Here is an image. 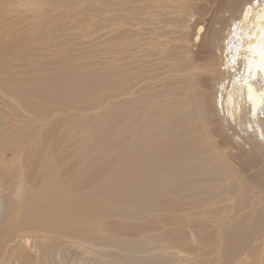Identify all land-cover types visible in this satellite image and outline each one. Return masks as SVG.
<instances>
[{
  "label": "bare ground",
  "instance_id": "bare-ground-1",
  "mask_svg": "<svg viewBox=\"0 0 264 264\" xmlns=\"http://www.w3.org/2000/svg\"><path fill=\"white\" fill-rule=\"evenodd\" d=\"M56 1L0 0V24L8 25L0 30V56L36 47L15 41L38 22L28 20L69 2L96 18L76 25L79 47L56 51L52 59L37 54L42 64L31 78L0 82L18 95L24 111L0 117L6 130L24 120L9 139L0 134V188L24 198L15 212H27L23 227L9 225L2 211L11 198L0 194V264H33L47 253L49 261L40 264H53L57 253L64 259L66 251L49 247L55 237L71 263L79 253L104 264H264V0ZM142 88L151 89L137 94ZM85 105L105 112L89 127L69 130V140L79 143L74 179L62 176L54 143L41 138V186L23 188V152L34 141L26 145L21 138L41 135L54 122L67 124L75 107L82 117ZM237 159L241 163L233 164ZM97 166L101 176L87 188ZM217 170L239 172L240 181L258 186L196 182L211 173L217 178ZM188 176L196 179L192 185ZM217 203L224 206L214 215L204 207ZM170 204L184 206L176 212L194 226H215L213 243H202L206 237L191 227L187 238L170 235L163 223ZM111 218L127 229L139 227L138 236L110 233ZM147 227L157 236L143 237Z\"/></svg>",
  "mask_w": 264,
  "mask_h": 264
},
{
  "label": "rangeland",
  "instance_id": "rangeland-1",
  "mask_svg": "<svg viewBox=\"0 0 264 264\" xmlns=\"http://www.w3.org/2000/svg\"><path fill=\"white\" fill-rule=\"evenodd\" d=\"M58 1H56V5H58ZM79 1V0H78ZM77 2V1H76ZM46 5V4H44ZM87 9H90L92 6H90L89 1H86ZM47 6V5H46ZM86 18V20H85ZM82 19L84 21H82ZM75 20H78L77 22H74ZM83 22L84 25H89L91 24L94 20H96L95 17H88V12L81 10V6L78 4H74L69 2V5L60 8L59 10H50L47 11V14H42L41 18L38 20L32 19L28 21H38L34 25H27L25 30L22 29L23 31L17 36V39L15 41L17 42H23V41H28V42H35L37 44L36 47L33 48H20L16 50L10 51L11 54L7 55V52L3 55L0 56V74L2 78L0 77V82L4 80V78H9V79H21V80H27V78H31V76L36 72V69L42 64L41 59L39 58V55H47L49 59L53 58V54L57 51L58 53L63 52L62 50L68 49V48H77L79 47L77 44L80 41L76 40V37L79 35V29L76 27L77 24H82L81 21ZM12 25L18 24L17 22L11 21ZM8 25L6 23L0 24V30H7ZM59 50V51H58ZM35 55V56H34ZM74 64V61L72 62ZM64 66L60 63H57V72H61L63 70ZM73 81H78V79H73ZM147 89L151 88H142L141 90L138 91L137 94L146 91ZM18 95L13 93L10 87L7 85L0 83V104L3 107L0 109V117H11L14 118V116H18L19 114L23 113V104L22 101H20L17 97ZM83 108V113L84 115L82 117L76 115L80 109L78 107H75L71 109L73 112V116L71 120L67 124H63V120H61L59 123L54 122L52 125L47 127L46 129L43 130V132L38 134L37 136H31L29 139H23L21 138L22 142H26V145H32L33 141L34 144L31 147H28L24 152H23V161L28 163V166L25 171V177L22 179L24 185L23 188H40L41 186V178L39 176V149H38V144L40 139L42 138L46 142H53L54 143V151L55 154L59 157L60 163L62 164V169H61V174L63 177H66L68 179H74L75 177V168H77L78 165V139L74 140H69V130L73 129L81 124H84L86 127H89L98 114H103L105 112V109L103 106H96V105H89V106H84ZM5 109V111H4ZM4 111V113L2 112ZM7 113V115H5ZM10 115V116H9ZM1 118H0V134L4 135V138L9 139V135L12 134L13 131H17L21 125L24 123V120L21 121L17 125H12V123H9V126L6 129H3L1 127ZM11 124V125H10ZM11 129H10V128ZM9 133V135L7 134ZM1 136V135H0ZM32 139V140H31ZM9 143V142H8ZM13 143L11 142L10 144H7V146L11 147ZM2 156V151H0V157ZM234 157V156H233ZM235 158V157H234ZM8 160L11 161L10 164H12L15 160H13L12 154L9 153ZM236 162H233V164L238 165L241 163L240 159L235 160ZM15 164V163H14ZM8 167H10L8 165ZM98 166L94 168L92 171L93 174L91 175V181L87 184V188L93 187V184L95 182V179H97L98 176H101V171L100 168L98 169ZM216 173H218L217 178L213 177V173L210 174V176H206L203 178L201 181H197L194 177L188 176V179L191 181L189 185L193 184L192 179L196 180V182L201 183V185L206 186V188H209L210 186L213 185L216 186V188H229L231 185L234 188H256L258 186L256 181H250V180H241L238 178L237 175H239V172L234 173V175H227V172L225 170H217ZM248 174V173H247ZM246 175V174H245ZM13 177V176H12ZM9 177L6 178V182L9 185L13 179H8ZM183 178V177H182ZM9 181V183H8ZM6 184V183H5ZM4 184V185H5ZM237 185V187H236ZM6 187V186H5ZM0 188V194L3 196H6V199L11 198L7 205L2 207L4 210L2 211L3 215L7 212L9 213L8 215V220H9V225H14V224H19L23 227L25 220V212L24 209H18L19 214H17L16 211V206L17 204L20 206L22 205L21 202L24 201V198L21 199H15L12 197V192L11 189L6 188ZM171 188H189V187H184V186H171ZM259 188H264V187H259ZM219 189V190H220ZM220 196H223V194H220ZM9 197V198H8ZM229 197L233 198V196L229 195ZM228 197V198H229ZM232 201H229V205L231 204ZM218 204V203H217ZM1 205V203H0ZM219 205V204H218ZM18 206V207H19ZM171 204L164 210V221L163 223H167L166 227L169 228L170 230V235L172 233L178 232V234L182 235L183 238L189 237L190 233V227L194 229H198L199 233L202 234L206 238H199L202 243H207L209 240V243L207 244H212L213 239L210 237H213V229L215 226L213 225H199V226H194L193 221H186L184 218L179 216L176 212L177 210H181L184 208V206L180 207H170ZM224 205H219L216 206L213 204L212 207L209 206V204H206L204 207L205 208H211L210 211L213 210V215L214 212L217 211L218 209H221ZM22 207V206H20ZM9 209V210H8ZM11 209V210H10ZM168 209V212H167ZM14 210V211H13ZM172 211V213H171ZM22 212V213H21ZM14 215H13V214ZM27 213V212H26ZM5 214V215H6ZM17 214V216H16ZM2 215V216H3ZM12 215V216H11ZM211 214L209 215L210 217ZM20 216V217H19ZM168 216V218H167ZM13 217V218H12ZM18 217V218H16ZM13 219V220H12ZM112 219V220H111ZM107 221V224L105 226V229L108 230L110 233L114 234H124L126 236V233L128 236H138V228L139 227H131L130 229H127V227L123 224L124 222H119L116 221V219L113 220L111 218ZM2 221V219L0 220ZM112 221V222H111ZM18 222V223H16ZM22 222V223H21ZM120 224V226H119ZM161 224V223H160ZM123 225V227L121 226ZM34 226V225H33ZM132 226V225H130ZM116 227V228H115ZM124 227L126 229H124ZM119 229V230H117ZM173 229V230H171ZM175 229V230H174ZM215 230V229H214ZM176 231V232H175ZM189 232V233H188ZM189 234V235H188ZM143 237L149 239L152 237H156V231L149 229L148 227L145 228V231L142 233ZM202 236V237H203ZM209 237V238H208ZM55 239L51 238L52 241L49 243V247H52L53 250L55 249L56 252H61V251H66L64 252L66 254V257L63 259L62 255H58L56 259L54 258L53 264H104L101 262L98 258L91 256H86V255H80L79 253L75 254V263H71L69 258V255L67 257V251L68 248L64 249V245H61V241L59 238L55 237ZM206 239V240H205ZM198 240V242H200ZM212 243H211V241ZM194 244L197 243L196 241H193ZM188 245V244H187ZM191 245V244H190ZM61 246V247H60ZM190 247V246H187ZM40 249V248H38ZM33 253V252H31ZM41 254L44 252H37V254ZM70 254H74V250H70ZM37 254H35L37 256ZM45 254V253H44ZM118 255L115 253V256ZM49 258V254L47 253L44 255V258ZM81 256V257H79ZM72 257V256H71ZM114 258V256H109ZM117 257V256H116ZM43 258V261H49L48 259L45 260ZM62 258V259H61ZM91 258V260H90ZM70 259V260H68ZM86 259V260H85ZM34 260V259H33ZM82 260V261H81ZM112 260V259H111ZM206 260V259H205ZM41 260L38 262L37 260L33 261V264H40ZM67 261V262H66ZM109 262V260H107ZM70 262V263H69ZM101 262V263H100ZM48 263V262H47ZM15 264V263H11ZM51 264V261L50 263ZM198 264V263H197ZM202 264V263H199ZM205 264V263H204Z\"/></svg>",
  "mask_w": 264,
  "mask_h": 264
}]
</instances>
